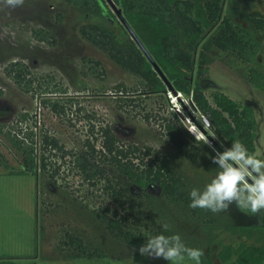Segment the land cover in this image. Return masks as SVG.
<instances>
[{
    "label": "rangeland",
    "instance_id": "374dc122",
    "mask_svg": "<svg viewBox=\"0 0 264 264\" xmlns=\"http://www.w3.org/2000/svg\"><path fill=\"white\" fill-rule=\"evenodd\" d=\"M255 9L264 16V0H257ZM90 20L92 17L66 0H25L15 9L0 4V264H172L138 252L154 236L150 231L153 224L166 221L182 238L201 234L200 222L156 184L131 187L142 202L138 211L143 222L130 216L126 227L141 233L144 242L132 246L107 227L102 209L113 203L105 184L117 180L115 167L99 157L95 162L100 170L93 174L95 170L85 172L79 160L88 138L101 147L102 127L111 126L121 143L161 149L173 159L176 170L200 189L218 169L201 159L190 160L166 134L165 119L175 120L176 112L190 131L204 137L186 109L193 110L206 127L210 125L190 100L182 93L179 99L171 91L143 93L140 77L82 36L80 27ZM37 27L50 31L55 43L36 39L32 31ZM257 34L262 43L255 62L241 61L231 51H211L204 89L212 102V93L221 90L254 108L256 155L264 159V34ZM15 60L28 64L34 79L32 91L23 90L7 74L6 67ZM252 68L263 74L261 86L253 82ZM48 100H58L64 110L56 112ZM45 135L58 138L63 150L45 148ZM213 139L220 143L217 151L230 147L215 134ZM209 142L214 145L213 140ZM31 146L38 164L30 171L24 157ZM42 156L46 157L45 168ZM225 213L238 224L264 223L235 203ZM69 234L79 237L89 251L105 254L68 256L79 251L77 244L69 243ZM220 237L227 242L242 240L229 232ZM218 250L215 246L214 256L221 264ZM184 264L194 262L185 260Z\"/></svg>",
    "mask_w": 264,
    "mask_h": 264
},
{
    "label": "trees",
    "instance_id": "16d2710c",
    "mask_svg": "<svg viewBox=\"0 0 264 264\" xmlns=\"http://www.w3.org/2000/svg\"><path fill=\"white\" fill-rule=\"evenodd\" d=\"M66 1L93 19L81 25L82 36L107 52L122 68L140 77L143 93L178 91L190 100L193 109L208 119L209 128L191 110L186 109L204 137L190 131L176 112H173L175 120L165 119L164 129L168 138L179 149L186 151L190 160L201 159L210 168L217 169V165L212 163L215 155L213 148L219 149L221 146L219 141L213 139V134L229 146L239 140L250 153L256 155L258 122L254 108L247 103L241 104L221 90L212 93V102L205 93L204 80L214 48L231 51L244 62L256 61L262 43V37L257 33L261 31L264 34V16L255 9L257 0H113L122 9L124 17L165 73L173 89L159 75L108 0ZM32 32L38 40L56 41L45 28L37 27ZM94 62L100 63L98 60ZM6 72L23 90H33L34 79L27 63L12 61L6 67ZM250 75L257 86L262 85L261 72L252 68ZM49 89H45V92H49ZM46 102L56 112L64 110L58 100ZM101 138L99 148L88 138L85 141L86 150L79 155V160L83 162V170L94 169L93 174L100 170L95 162L99 157L110 161L115 167L117 180L109 179L105 184L113 207L106 205L102 209L107 227L113 234L132 246L145 241L141 233L126 227L130 216L136 217L140 224L143 222V215L138 211L142 202L136 199L131 187L156 184L167 197L183 206L200 222V235L181 238L186 245L204 251L201 264H217L215 246L219 248L217 257L221 264H264V223L238 224L225 212L214 214L190 208L189 193L192 188L199 187L176 170L169 155L151 146L121 143L109 125L102 127ZM205 138L213 140L214 145L205 144ZM44 143L45 148L63 150L56 137L45 135ZM25 151L26 170L31 171L38 164L34 147ZM42 166H47L45 156H42ZM165 222L153 224L150 228L152 234L181 235L172 226L170 231L165 232L162 227ZM223 232L239 236L242 240L227 242L220 237ZM251 239L252 242L249 241ZM69 243L77 244L79 250L67 253L70 257H101L105 254L102 251H89L74 234H69Z\"/></svg>",
    "mask_w": 264,
    "mask_h": 264
},
{
    "label": "clouds",
    "instance_id": "9594fccd",
    "mask_svg": "<svg viewBox=\"0 0 264 264\" xmlns=\"http://www.w3.org/2000/svg\"><path fill=\"white\" fill-rule=\"evenodd\" d=\"M25 0H0V4L15 9L24 5ZM205 144H210L205 138ZM212 163L217 165L215 176L201 190L192 188L189 207L221 213L235 203L246 214L259 216L264 221V159L257 158L239 140L231 143L223 151L213 148ZM165 232L170 225L163 223ZM138 252L142 256L162 258L172 264H184L185 260L201 264L204 251L190 247L180 234H158L147 238Z\"/></svg>",
    "mask_w": 264,
    "mask_h": 264
},
{
    "label": "water",
    "instance_id": "95a60500",
    "mask_svg": "<svg viewBox=\"0 0 264 264\" xmlns=\"http://www.w3.org/2000/svg\"><path fill=\"white\" fill-rule=\"evenodd\" d=\"M109 4L111 5V7L114 9L115 13L117 14V16L120 18V20L123 22V24L128 28L129 32L131 33L132 37L137 41V43L139 44V46L141 47V49L143 50V52L147 55V57L149 58V60L152 62V64L154 65V68L158 71L159 75H161V77L166 81V83L169 85V87L171 89H173L172 84L169 82V80L167 79L165 73L162 71V69L160 68V66L157 64V62L155 61V59L153 58V56L150 54V52L148 51V49L145 47V45L143 44V42L140 40V38L138 37V35L136 34V32L134 31V29L131 27V25L128 23V21L126 20V18L124 17L123 13H122V9L119 8L116 3L113 0H108ZM174 93L179 97H181V93L178 91H174Z\"/></svg>",
    "mask_w": 264,
    "mask_h": 264
},
{
    "label": "built area",
    "instance_id": "2783aa9c",
    "mask_svg": "<svg viewBox=\"0 0 264 264\" xmlns=\"http://www.w3.org/2000/svg\"><path fill=\"white\" fill-rule=\"evenodd\" d=\"M203 118H204L205 123H206V124L208 123V125H210L208 119H207L206 117H203Z\"/></svg>",
    "mask_w": 264,
    "mask_h": 264
},
{
    "label": "bare ground",
    "instance_id": "6f19581e",
    "mask_svg": "<svg viewBox=\"0 0 264 264\" xmlns=\"http://www.w3.org/2000/svg\"><path fill=\"white\" fill-rule=\"evenodd\" d=\"M193 111V110H192ZM191 116V115H190Z\"/></svg>",
    "mask_w": 264,
    "mask_h": 264
}]
</instances>
